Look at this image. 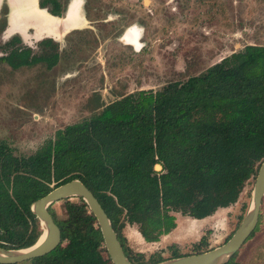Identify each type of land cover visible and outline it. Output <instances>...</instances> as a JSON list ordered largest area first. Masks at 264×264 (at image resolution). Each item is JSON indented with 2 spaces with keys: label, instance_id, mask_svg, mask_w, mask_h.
I'll return each mask as SVG.
<instances>
[{
  "label": "trees",
  "instance_id": "trees-1",
  "mask_svg": "<svg viewBox=\"0 0 264 264\" xmlns=\"http://www.w3.org/2000/svg\"><path fill=\"white\" fill-rule=\"evenodd\" d=\"M49 2L41 0L40 8L49 9ZM52 4L48 12L63 17L66 6ZM5 46L11 49L1 60L13 68L45 63L51 69L60 58L51 38L39 43L37 54L23 48L20 36ZM263 161L264 46L251 44L185 81L122 96L58 130L32 155L17 156L0 141V247L33 245L42 230L31 205L79 179L99 200L133 264L203 253L210 250L204 236L192 253L174 244L170 256L162 250L147 259L129 246L124 230L137 226L146 242L157 243L177 228V213L211 217L238 202ZM78 199L66 200L65 219L49 208L66 244L21 264H113L95 216ZM238 253L227 264H236Z\"/></svg>",
  "mask_w": 264,
  "mask_h": 264
},
{
  "label": "rangeland",
  "instance_id": "rangeland-1",
  "mask_svg": "<svg viewBox=\"0 0 264 264\" xmlns=\"http://www.w3.org/2000/svg\"><path fill=\"white\" fill-rule=\"evenodd\" d=\"M70 1L64 0L66 9ZM82 1L88 27L53 39L60 58L51 69L45 63L13 68L1 60L11 49L5 45L18 34L7 36L10 6L7 0L0 4V141L17 156L32 155L58 130L126 94L185 81L246 45L264 46V0ZM128 28L140 35L139 51L122 40ZM33 33L29 29L25 40L21 37L23 48L41 53L43 39L35 40ZM49 52L53 54L52 47ZM254 182L246 185L236 204L211 217L192 219L177 213V228L160 242H146L137 226L128 225L124 234L129 246L148 259L162 250L170 256L168 247L174 244L182 253H192L203 236L209 249L222 245L241 224ZM52 209L58 219L67 217L66 200ZM235 261L264 264V198L255 234Z\"/></svg>",
  "mask_w": 264,
  "mask_h": 264
},
{
  "label": "water",
  "instance_id": "water-1",
  "mask_svg": "<svg viewBox=\"0 0 264 264\" xmlns=\"http://www.w3.org/2000/svg\"><path fill=\"white\" fill-rule=\"evenodd\" d=\"M47 13L50 14L48 11ZM67 14L64 17H60V20L56 21L57 24L54 27V30H52L54 33L59 34V36L68 31L66 24ZM50 15L54 16L52 14ZM155 169L160 171L162 170V166L158 164L156 165ZM71 198H81L87 205L89 211L95 216L97 225L102 234L105 249L111 259V262L113 264H133L127 257L118 238V234L114 230L112 222L100 204L99 200L96 198L94 193L79 179L71 180L52 189L44 197L36 200L31 205V210L39 220L42 230L40 237L33 245L25 248L7 249L0 247V264H21L34 258L45 256L56 248L63 246L64 243L62 231L58 224H56L53 215L49 211V208L59 201ZM263 198L264 161L262 162L255 178L251 200L246 214L241 224L228 241L203 253L167 259L157 264L229 263L255 231L261 214Z\"/></svg>",
  "mask_w": 264,
  "mask_h": 264
},
{
  "label": "bare ground",
  "instance_id": "bare-ground-1",
  "mask_svg": "<svg viewBox=\"0 0 264 264\" xmlns=\"http://www.w3.org/2000/svg\"><path fill=\"white\" fill-rule=\"evenodd\" d=\"M13 5L16 7L17 10L14 12V14L12 13L10 19V28L8 29L7 34H11L18 27H24L25 28L24 31H25L27 26H32L35 27L38 36H40L44 31L53 35V33L51 32H53L52 30H54V27L57 24L56 21L60 20L61 18L50 16L43 11L39 12V10L31 13L27 12L25 14L23 10L24 8H27L28 11L29 9L28 5L19 6L17 3H13ZM66 24H67V30H71L72 28L77 27L76 25L73 24L71 16H67ZM122 40L124 42L134 43L136 41V32L134 30H129L128 33H126V36Z\"/></svg>",
  "mask_w": 264,
  "mask_h": 264
},
{
  "label": "flooded vegetation",
  "instance_id": "flooded-vegetation-1",
  "mask_svg": "<svg viewBox=\"0 0 264 264\" xmlns=\"http://www.w3.org/2000/svg\"><path fill=\"white\" fill-rule=\"evenodd\" d=\"M10 1V0H9ZM40 1L41 0H39V3H40ZM53 1H56V2H58V3H62L63 4V2H64V0H50V4H49V9L50 8H52L53 7V4H52V2ZM17 4L19 5V6H24V5H28V7H29V9H28V11H27V8H24V10H23V12L26 14L27 12H29V13H31V12H35V11H37V10H39V12H41V11H43V12H45V13H47V11L49 10L48 8L47 9H45V10H43V9H41L38 5H37V0H18V2H17ZM81 5H82V0H72L71 2H70V6L69 5H67V8H68V6H69V10H68V14H67V16H71V19H72V21H73V24L74 25H76L77 27L78 26H80L81 25V20H82V23L84 24V19H83V17H82V13H81ZM63 6H64V4H63ZM12 11H11V16H12V13L14 14V12L17 10L16 9V7L12 4ZM47 10V11H46ZM1 11H2V5L0 6V14H1ZM66 11H67V9H66ZM73 11L75 12V14H73ZM10 13V12H9ZM48 14V13H47ZM48 15H50V14H48ZM8 16H9V14H8ZM51 16V15H50ZM54 17V16H53ZM56 18H60V17H56ZM9 28H10V24H9ZM8 28V29H9ZM22 30H24L25 28L24 27H20ZM34 29H35V27H33ZM130 28H133V27H130ZM130 28H128L127 30L129 31V30H131ZM8 29H7V31H6V34H7V32H8ZM126 30V31H127ZM128 31L126 32V33H128ZM12 35V33L11 34H7V36H11ZM23 35V38L24 37H26L24 34H22ZM52 35V34H51ZM18 36H19V34H18ZM53 36V35H52ZM125 36H126V34H125ZM124 35L122 36V39L125 37ZM33 37H35L36 39H40L41 37L40 36H38V34H37V31H36V29H35V35L33 36ZM20 38H21V36H20ZM22 39V38H21ZM44 40V39H43ZM41 42V41H40ZM124 43H126V44H128V45H130V46H132L133 48H135V50L137 49V48H139L140 46H141V41H140V35L139 34H137L136 33V41L134 42V43H132V42H124ZM137 47V48H136ZM138 50V49H137ZM136 50V51H137ZM140 50V49H139ZM138 50V51H139ZM3 61V60H2Z\"/></svg>",
  "mask_w": 264,
  "mask_h": 264
},
{
  "label": "crops",
  "instance_id": "crops-1",
  "mask_svg": "<svg viewBox=\"0 0 264 264\" xmlns=\"http://www.w3.org/2000/svg\"><path fill=\"white\" fill-rule=\"evenodd\" d=\"M2 1H4V0H0V4H1V2ZM8 1V4H9V6H10V13H9V16H8V28H9V24H10V19H11V11H12V4L13 3H17L18 2V0H7ZM72 1V0H71ZM70 1V2H71ZM83 4H84V2L82 1V5H81V13L83 12ZM37 5H39V0H37ZM69 5H70V3H69ZM69 7V6H68ZM68 10H69V8H67ZM66 14H67V11H66V13H65V15L64 16H66ZM63 16V17H64ZM82 17H83V19H84V24L83 23H81V25L80 26H78V27H75V28H72L71 30H68V31H66L63 35H61V36H59V34H56V33H54V31L52 32L53 33V36L51 35V34H49V33H47V32H43L41 35H40V39H36L35 37H33L35 40H41V39H44V38H51V39H54V40H60V39H62L65 35H67L68 33H71L72 31H77V30H79V29H83V28H85V27H88L87 26V23H89V21H88V19H87V17L85 16V15H83V13H82ZM29 29H33L34 30V33H33V36L35 35V29L32 27V26H27V28H26V30L24 31V30H22L20 27H18V28H16L13 32H12V35L14 34H19L22 38H23V35L22 34H24L25 36L27 35V34H29ZM7 31V30H6ZM56 34V35H55ZM46 35H49V36H46ZM24 39V38H23ZM25 40V39H24ZM29 40V39H28ZM167 235H165V236H162L161 237V240L162 239H166V238H164V237H166ZM170 239V238H169ZM160 240V241H161ZM159 241V242H160Z\"/></svg>",
  "mask_w": 264,
  "mask_h": 264
}]
</instances>
